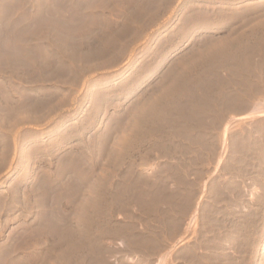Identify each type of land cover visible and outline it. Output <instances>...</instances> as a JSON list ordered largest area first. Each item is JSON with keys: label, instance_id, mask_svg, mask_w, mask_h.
<instances>
[{"label": "rangeland", "instance_id": "1", "mask_svg": "<svg viewBox=\"0 0 264 264\" xmlns=\"http://www.w3.org/2000/svg\"><path fill=\"white\" fill-rule=\"evenodd\" d=\"M256 106L264 0H0V264H264Z\"/></svg>", "mask_w": 264, "mask_h": 264}, {"label": "bare ground", "instance_id": "2", "mask_svg": "<svg viewBox=\"0 0 264 264\" xmlns=\"http://www.w3.org/2000/svg\"><path fill=\"white\" fill-rule=\"evenodd\" d=\"M261 114L262 116H264V109H261V107L260 106H256V107H253V109H252V111H251V114ZM37 202V201H36ZM41 203H44V202H41ZM59 203V202H58ZM39 204V203H38ZM50 204V203H49ZM50 206V205H49ZM59 207V206H58ZM49 212V211H48ZM76 213V212H75ZM74 214V213H73ZM44 216H45V213H44ZM43 216V217H44ZM46 216H47V214H46ZM48 218V217H47ZM41 222V221H40Z\"/></svg>", "mask_w": 264, "mask_h": 264}]
</instances>
